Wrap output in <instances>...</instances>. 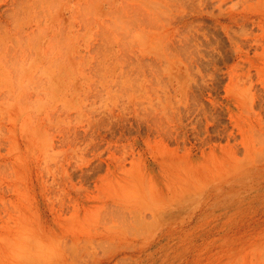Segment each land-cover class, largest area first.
<instances>
[{
    "label": "rangeland",
    "instance_id": "obj_1",
    "mask_svg": "<svg viewBox=\"0 0 264 264\" xmlns=\"http://www.w3.org/2000/svg\"><path fill=\"white\" fill-rule=\"evenodd\" d=\"M0 264H264V0H0Z\"/></svg>",
    "mask_w": 264,
    "mask_h": 264
}]
</instances>
